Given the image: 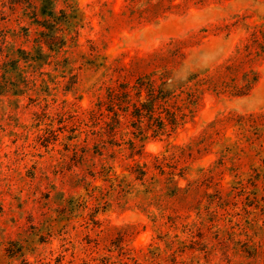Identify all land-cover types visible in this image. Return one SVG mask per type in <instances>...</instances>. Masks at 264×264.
I'll return each mask as SVG.
<instances>
[{
	"label": "rangeland",
	"instance_id": "rangeland-1",
	"mask_svg": "<svg viewBox=\"0 0 264 264\" xmlns=\"http://www.w3.org/2000/svg\"><path fill=\"white\" fill-rule=\"evenodd\" d=\"M53 2L64 46L0 0V264H264V0ZM141 78L199 98L143 132L107 107Z\"/></svg>",
	"mask_w": 264,
	"mask_h": 264
},
{
	"label": "trees",
	"instance_id": "trees-1",
	"mask_svg": "<svg viewBox=\"0 0 264 264\" xmlns=\"http://www.w3.org/2000/svg\"><path fill=\"white\" fill-rule=\"evenodd\" d=\"M28 1L29 3H31L32 6L29 7L28 10L33 8L31 14L35 16L34 18H36L35 23L41 25L42 27H44L46 30L49 31V34H45L44 32H42V36L48 37L50 41V45L47 44L46 42L40 41V46H45L44 44H47L49 46H58L62 44V46H64L66 41L64 39L62 40L59 34L62 33L63 36L65 35L70 36L76 31L74 30L76 28V6L74 4H71V6L68 5V8L70 9V13H63L62 10L61 13H63V15L60 16L57 15L52 8L47 9L46 7L48 3L53 5L54 4L53 0H36L40 2L41 5L40 4L36 5L34 2H32V0H28ZM41 6H43L42 9ZM40 12H42V14L46 16L44 17L45 21L44 20L42 21L43 24H40L41 23V19H39ZM59 17H61V19H59ZM139 81L140 82H138V86H133V87H130L129 85L124 86L125 88L123 89V91L112 90L110 92L111 100L107 105V107H109L108 109L110 113H114V116H116L118 119L119 117H121L119 115V111H122L125 114H127L129 113V108L132 107L133 108L132 117L135 120L133 122L136 125H138V129H141L143 132L144 130L143 128H141L142 127L141 125L147 118L150 120V122H154V125L152 126L151 124V127H149V131L152 130L155 134L160 135L166 133V130L169 126H171V128L173 129L176 128L179 122L183 121L187 117L186 110H188L194 104H196L199 98L198 96H196L195 93L192 94V97H190V99H188L187 102H185V100L181 99L183 94L176 96L175 95L176 91L168 92L163 88L156 87L155 81L153 80L150 79L147 80L146 78H141L139 79ZM248 86L250 87L252 86V82L249 79L245 81V87ZM181 89L182 87L179 90ZM222 89L224 90V92L227 91V88H222ZM133 90L137 91L136 94L137 100H134V102H132L133 97L131 93ZM145 91H147V97L143 98V93ZM176 97H177V102L171 108L167 107V104ZM123 104L126 106H122ZM104 106H106V104L103 101H100V107H104ZM117 106L119 107V111H116L115 109ZM192 112L193 110L190 111V113ZM164 113L166 115V118H163ZM141 134L144 135L142 132ZM141 174L143 176H146L147 172L144 170L143 172H141ZM169 180H170V184L174 182L173 177L169 178ZM174 184H175L174 189L176 188V192H174L173 195L171 194L172 195L171 199L174 200L173 203L178 202L180 204L184 200V198L189 196L192 187L191 185H189L190 186L189 189L185 193L181 194L180 187L177 186L176 182ZM150 193H151L150 195L158 193L159 198H161L158 200L161 201L163 207L164 206L167 207L168 205L171 204L170 202L169 204H167L166 200L162 199L165 195L163 194L162 191L153 193L152 190ZM166 195L170 196L168 193Z\"/></svg>",
	"mask_w": 264,
	"mask_h": 264
}]
</instances>
